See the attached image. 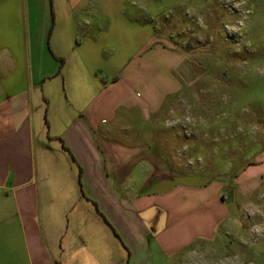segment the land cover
<instances>
[{
    "label": "crops",
    "instance_id": "1",
    "mask_svg": "<svg viewBox=\"0 0 264 264\" xmlns=\"http://www.w3.org/2000/svg\"><path fill=\"white\" fill-rule=\"evenodd\" d=\"M158 6L0 0V264H174L226 217L154 136L179 88Z\"/></svg>",
    "mask_w": 264,
    "mask_h": 264
},
{
    "label": "rangeland",
    "instance_id": "2",
    "mask_svg": "<svg viewBox=\"0 0 264 264\" xmlns=\"http://www.w3.org/2000/svg\"><path fill=\"white\" fill-rule=\"evenodd\" d=\"M159 5V36L170 39L165 49L178 57L179 88L162 96L154 136L158 142L173 137L169 160H180L179 170L191 175L182 183L206 185L210 201V187L223 189L226 212L222 218L211 204L212 218L201 222L206 236L171 255L178 258L174 264H264V0ZM165 60L157 61V70L169 69ZM170 105L176 110L169 112Z\"/></svg>",
    "mask_w": 264,
    "mask_h": 264
},
{
    "label": "trees",
    "instance_id": "3",
    "mask_svg": "<svg viewBox=\"0 0 264 264\" xmlns=\"http://www.w3.org/2000/svg\"><path fill=\"white\" fill-rule=\"evenodd\" d=\"M80 177H81V172H80V169H79V172H78V179L80 180ZM55 264H58V263H55Z\"/></svg>",
    "mask_w": 264,
    "mask_h": 264
}]
</instances>
